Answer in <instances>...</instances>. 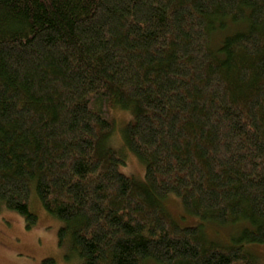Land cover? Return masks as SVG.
Segmentation results:
<instances>
[{"label": "trees", "instance_id": "16d2710c", "mask_svg": "<svg viewBox=\"0 0 264 264\" xmlns=\"http://www.w3.org/2000/svg\"><path fill=\"white\" fill-rule=\"evenodd\" d=\"M32 192L81 264H260L264 0H0V210Z\"/></svg>", "mask_w": 264, "mask_h": 264}, {"label": "rangeland", "instance_id": "374dc122", "mask_svg": "<svg viewBox=\"0 0 264 264\" xmlns=\"http://www.w3.org/2000/svg\"><path fill=\"white\" fill-rule=\"evenodd\" d=\"M113 116L115 134L112 139L118 141L119 129L129 121L131 115L127 111L114 109ZM124 159L125 164L119 166V171L136 181H143L144 165L129 152L125 153ZM29 205L30 210L37 216L36 223L31 227L26 226L24 217L17 212L0 210V264H81L80 258L72 252L67 240L61 239L59 235L63 222L42 207L34 192L30 195ZM165 205L171 216L179 219L181 226L199 224L197 217L183 211L179 197L170 195ZM230 231L229 234L232 232ZM246 248L254 252L260 264H264V245H246Z\"/></svg>", "mask_w": 264, "mask_h": 264}]
</instances>
